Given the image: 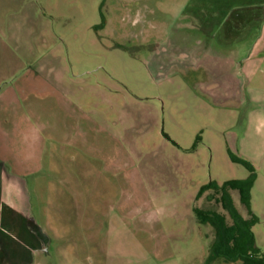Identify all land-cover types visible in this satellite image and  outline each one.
<instances>
[{"label":"rangeland","instance_id":"rangeland-1","mask_svg":"<svg viewBox=\"0 0 264 264\" xmlns=\"http://www.w3.org/2000/svg\"><path fill=\"white\" fill-rule=\"evenodd\" d=\"M233 156L264 255V0H0V264H226Z\"/></svg>","mask_w":264,"mask_h":264},{"label":"trees","instance_id":"trees-1","mask_svg":"<svg viewBox=\"0 0 264 264\" xmlns=\"http://www.w3.org/2000/svg\"><path fill=\"white\" fill-rule=\"evenodd\" d=\"M188 29L194 31L193 28ZM200 31L196 32L206 35L204 30ZM233 159L248 169L249 175L246 178L228 180L223 184L211 181L202 185L198 192V196L210 190L219 193L223 207L231 219V223H228L226 217L218 212L196 210L200 221L210 224L214 230L213 241L209 245L210 260L222 259L226 264H264V255L256 244L253 232V226L259 222V217L252 210V188L257 174L249 161L237 156H233ZM233 190L238 191L239 201L247 216L236 205Z\"/></svg>","mask_w":264,"mask_h":264},{"label":"crops","instance_id":"crops-1","mask_svg":"<svg viewBox=\"0 0 264 264\" xmlns=\"http://www.w3.org/2000/svg\"><path fill=\"white\" fill-rule=\"evenodd\" d=\"M212 29V31H214V30H217V29H215V28H211ZM203 30L204 31H207V28H203ZM256 45V44H255ZM256 50H255V52H254V54L256 55V54H258V50H257V48H255ZM251 53V52H250ZM260 53V52H259ZM260 54H262V53H260ZM3 206V205H2ZM8 206H10V204H8ZM6 217V219H11V217H12V215H10V214H7V215H5L4 216V218ZM10 221V220H9Z\"/></svg>","mask_w":264,"mask_h":264}]
</instances>
